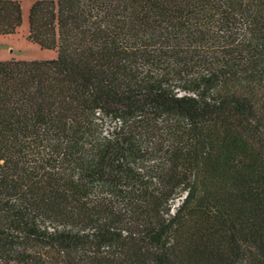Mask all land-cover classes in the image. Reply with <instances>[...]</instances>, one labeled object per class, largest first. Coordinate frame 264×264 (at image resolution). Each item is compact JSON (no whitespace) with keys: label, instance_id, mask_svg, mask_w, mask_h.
I'll use <instances>...</instances> for the list:
<instances>
[{"label":"trees","instance_id":"16d2710c","mask_svg":"<svg viewBox=\"0 0 264 264\" xmlns=\"http://www.w3.org/2000/svg\"><path fill=\"white\" fill-rule=\"evenodd\" d=\"M27 21L55 57L0 60V264H264V0H32Z\"/></svg>","mask_w":264,"mask_h":264},{"label":"rangeland","instance_id":"374dc122","mask_svg":"<svg viewBox=\"0 0 264 264\" xmlns=\"http://www.w3.org/2000/svg\"><path fill=\"white\" fill-rule=\"evenodd\" d=\"M32 0L22 1L23 24L13 35H0V60L5 59H47L54 58V50L41 49L27 41L28 21L27 12Z\"/></svg>","mask_w":264,"mask_h":264}]
</instances>
